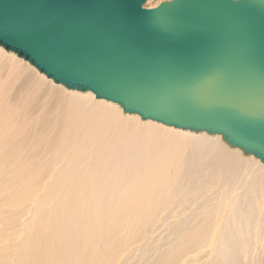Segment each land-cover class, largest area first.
Instances as JSON below:
<instances>
[{
	"label": "bare ground",
	"instance_id": "obj_1",
	"mask_svg": "<svg viewBox=\"0 0 264 264\" xmlns=\"http://www.w3.org/2000/svg\"><path fill=\"white\" fill-rule=\"evenodd\" d=\"M0 264H264V160L0 44Z\"/></svg>",
	"mask_w": 264,
	"mask_h": 264
},
{
	"label": "water",
	"instance_id": "obj_2",
	"mask_svg": "<svg viewBox=\"0 0 264 264\" xmlns=\"http://www.w3.org/2000/svg\"><path fill=\"white\" fill-rule=\"evenodd\" d=\"M0 0V44L54 81L264 160V0Z\"/></svg>",
	"mask_w": 264,
	"mask_h": 264
},
{
	"label": "rangeland",
	"instance_id": "obj_3",
	"mask_svg": "<svg viewBox=\"0 0 264 264\" xmlns=\"http://www.w3.org/2000/svg\"><path fill=\"white\" fill-rule=\"evenodd\" d=\"M161 1H166V0H158V1H154V2H151L150 4V6H153L154 4H158V3H160ZM146 2H147V0L145 1V3H144V6L145 7H148V6H146ZM2 45V44H1ZM4 46V45H3ZM5 47V46H4ZM7 48V47H6ZM7 49H9V48H7ZM10 50H12V51H15V50H13V49H10ZM16 53H18L17 51H15ZM18 54H20V53H18ZM20 55H22V54H20ZM23 56V55H22ZM24 57V56H23ZM40 70V69H39ZM48 76V75H47ZM52 78V77H51ZM53 79V78H52ZM10 97V99L12 98V96L10 95L9 96ZM16 99H14V101H15ZM28 113L29 112H27L26 113V116H28ZM30 114V113H29ZM29 117V116H28ZM224 136V135H223ZM226 139V138H225ZM227 140V139H226ZM228 141V140H227ZM229 142V141H228ZM230 143V142H229ZM254 152V151H253ZM255 153V152H254ZM256 154V153H255ZM257 155V154H256ZM259 156V155H258ZM260 157V156H259ZM261 158V157H260ZM262 159V158H261ZM189 163L190 162H187V163H185V165H189ZM205 165H214V163L213 162H206L205 163ZM197 171H198V167H197ZM133 255V254H132ZM133 259H135V256L133 255V256H131V257H129L128 259H127V263H130ZM128 260H129V262H128Z\"/></svg>",
	"mask_w": 264,
	"mask_h": 264
}]
</instances>
